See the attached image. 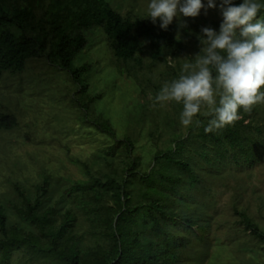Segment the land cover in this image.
Segmentation results:
<instances>
[{"label":"rangeland","instance_id":"rangeland-1","mask_svg":"<svg viewBox=\"0 0 264 264\" xmlns=\"http://www.w3.org/2000/svg\"><path fill=\"white\" fill-rule=\"evenodd\" d=\"M54 1L12 0L16 5L32 7L36 21L42 19L46 29L54 12ZM106 2L124 17L143 18L148 15L151 0ZM202 2L206 4L207 0ZM184 18L174 17L173 22ZM222 19L218 7L209 9L207 15L201 9L195 17L200 31L202 27H211L219 32ZM82 33L86 44L74 60L76 67L90 66L82 85L74 84L67 72L44 58L29 59L21 73H4L0 77L1 110L17 121L14 129L0 130V206L7 224L18 220L13 209L20 201L15 185L32 201L41 199L36 187L47 176L48 189L54 199L58 198L61 188L78 181L89 182L90 175L107 173L100 158L105 149L114 146V162L123 158L136 162V172L128 177V183L142 184L141 176L152 170V186H161L167 172L162 163L174 159L189 164L186 173L178 167L169 171L174 179L185 181L186 185L178 192L188 204L186 218L199 219L198 226L193 227L198 238L184 251L183 264H264V245L257 246L249 236L250 231H243L245 223L240 216V213L247 215L264 233V141L258 142L261 160L252 168H235L227 161L214 162L207 159L200 142L192 141L203 129L193 122L201 116L205 118L214 106L202 104L192 124L185 127L180 120L182 103L155 101L165 83L198 71L197 61L203 53L201 41L196 42L197 36L184 37L183 53L167 55L166 67L151 65L149 54L145 53L140 69L132 62H117L100 29ZM189 35L193 36L194 31ZM186 63L193 67L185 71ZM167 68L174 69L177 78L169 76L172 70ZM261 91L264 92V87ZM214 98H218L216 91ZM260 106L256 121L244 124L254 133L259 129L263 134L264 102ZM103 121L112 134L97 129L95 124ZM126 139L132 143L129 153L124 151ZM167 153L168 160L164 158ZM155 155L161 159L155 160ZM130 190L133 205L144 203L136 188ZM79 230L82 233L83 227Z\"/></svg>","mask_w":264,"mask_h":264},{"label":"trees","instance_id":"trees-1","mask_svg":"<svg viewBox=\"0 0 264 264\" xmlns=\"http://www.w3.org/2000/svg\"><path fill=\"white\" fill-rule=\"evenodd\" d=\"M219 2L216 0L217 7ZM242 2L233 0L237 5ZM253 2L261 5L256 19L264 21V0ZM53 9L46 29L42 19L36 21L32 7L0 0V77L4 73H21L29 59L44 58L67 72L74 84L82 85L90 66L76 67L74 60L86 44L82 32L94 28L102 31L117 62H132L140 69L145 53L149 54L151 65L166 67L167 55L183 53L184 37L197 36V42L202 35L195 17H185V27H179L180 22H172L167 30H163L159 27V19L153 24L148 15L124 17L106 0H55ZM190 31H194L193 36L189 35ZM203 55L200 53L199 59ZM209 67L215 80L216 70ZM171 70L168 75L177 78V73ZM213 87L218 92L216 107L222 89H217L215 82ZM85 89L84 86L81 91ZM260 107L258 103L250 112L241 108L238 110L240 119L233 125L206 134L204 127L213 118L211 111L205 118L201 116L193 122L203 129L192 141L201 143L209 160L227 161L235 168H252L261 160L257 146L258 142L264 141V133L259 129L254 133L244 121L253 124ZM105 123L99 122L95 126L112 134ZM16 126V118L0 107V130L10 131ZM123 146L129 153L132 143L126 139ZM115 149L108 147L100 158L107 173L90 175L89 182L78 181L61 188L58 198L52 197L47 176L36 187L41 199L32 201L15 185L20 201L13 209L18 220L8 225L0 206V264H183L184 251L190 248L194 238H198L193 227L198 226L199 219L186 218L189 216L188 204L178 192L186 185L185 181L174 179L169 171L178 167L186 173L189 164L174 159L162 163L167 172L161 186H152V170L141 176L142 184L128 183V177L136 172V162L124 158L114 162ZM164 158L168 160L169 154ZM154 159L161 158L155 155ZM241 160L244 164H240ZM130 188L137 189L144 203L132 204ZM240 216L245 223L243 231H250L249 236L257 246L264 245V233L260 228L247 215L240 213ZM81 227L83 231L79 233Z\"/></svg>","mask_w":264,"mask_h":264},{"label":"clouds","instance_id":"clouds-1","mask_svg":"<svg viewBox=\"0 0 264 264\" xmlns=\"http://www.w3.org/2000/svg\"><path fill=\"white\" fill-rule=\"evenodd\" d=\"M218 7L223 18L219 32L202 27V35L198 37L204 53L197 61L198 71L165 83L155 97L156 102H182L180 120L187 127L200 112L202 104H217L215 82L222 93L219 106L212 108L213 118L204 127L206 134L233 125L240 119L239 109L250 112L254 105L264 102L261 91L264 87V21L256 19L261 5L253 0H243L238 5L233 0H220ZM215 8L216 0H207L206 4L202 0H151L148 16L153 24L159 19V27L167 30L174 17L177 20L181 16L194 18L200 15L201 9L207 15L209 9ZM185 26L180 21L179 27ZM209 66L216 70L215 80ZM191 67L186 63L184 70Z\"/></svg>","mask_w":264,"mask_h":264}]
</instances>
